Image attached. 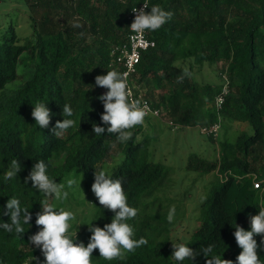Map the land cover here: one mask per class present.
Instances as JSON below:
<instances>
[{"label":"trees","instance_id":"16d2710c","mask_svg":"<svg viewBox=\"0 0 264 264\" xmlns=\"http://www.w3.org/2000/svg\"><path fill=\"white\" fill-rule=\"evenodd\" d=\"M21 1L28 8L31 35L22 39L12 25L2 34L0 93L17 78L21 54H29L33 71L26 82L0 97V207L10 196H18L32 219L23 234L0 229V264H24L31 254L36 258L40 255L39 248L28 244V237L36 233V213L46 198L31 189L30 181L24 184L38 159L49 163V175L57 182L66 184L69 176H80L86 185L94 182L93 166L97 170L108 168L107 162L115 160L108 169L114 178L124 179L128 203L139 209L129 223L135 238L143 236L148 243L112 261L100 257L94 249L92 264H176L168 240L186 243L197 251L211 245V254L222 253L223 259L235 264L241 248L233 236L234 226L248 230V217L257 214L264 203V0H147L149 7L159 4L173 15L160 29L146 30L154 44L140 56L131 81L134 93L142 84L145 97L153 107L163 110L172 127L200 126L216 121L214 98L227 81L221 122H246L253 130L248 133L239 129L233 141L209 135L216 140V156L212 158L188 154L187 170L212 177L189 216L182 195H160L175 168L154 158L151 136L143 124L131 129L134 135L126 143L107 132L101 136L92 133L93 123H101L104 111L96 97L108 89H91V85L95 76L107 70L121 72L112 49L126 42L131 24L129 9L143 0ZM216 63L224 66L219 84L195 77L203 65ZM40 100L48 102L54 113L43 129L31 116V102ZM65 103L73 107L77 124L57 137L51 129L63 119ZM14 159L22 165L21 170L17 178L5 179L3 173ZM256 182L259 187L254 186ZM173 205L176 214L169 223L166 216ZM113 214L94 197V224L103 227L111 222ZM0 219L7 222L9 217ZM184 220L190 222L180 234L178 228ZM90 235L85 224L77 230V242L86 246ZM254 239L259 244L261 237L256 235ZM258 255L264 261V249H258ZM207 259L201 253L195 264H206ZM183 264L191 261L186 259Z\"/></svg>","mask_w":264,"mask_h":264},{"label":"clouds","instance_id":"9594fccd","mask_svg":"<svg viewBox=\"0 0 264 264\" xmlns=\"http://www.w3.org/2000/svg\"><path fill=\"white\" fill-rule=\"evenodd\" d=\"M131 8L136 15L128 28L138 36H143L146 30L160 29L173 15L171 11L165 10L159 4L149 7L147 0L143 3L142 8L137 9L136 6ZM148 8L150 11H145ZM143 46L147 47L148 43L144 42ZM185 73L188 74L187 70ZM127 76V72L121 73L115 69L107 70L106 74L95 76L94 85L90 84L91 89L97 86L108 89L107 92L96 97L103 103L104 111L100 114L101 123H93L92 133L101 136L107 132L114 135L120 143H126L132 139L134 133L131 129L136 125H142L150 110L146 103L142 105L140 100L130 99L132 91ZM31 104L33 105L31 116L35 120V125L40 129L47 128L54 115L47 106L48 102L40 100L35 103L31 102ZM61 115L63 119L56 121L51 129L57 137L64 136L69 129L77 124L73 107L70 104L63 105ZM21 167L18 160H12L10 169L3 173L5 179L17 178ZM93 167L95 171L91 191L99 205L114 213L111 222L105 223L103 227L93 223L97 220L95 216L90 217V223L81 222L77 220L75 212L62 206L63 201L69 197L68 189L81 188V180L78 177L68 179L66 187L65 183L57 182L56 177L49 175V163L44 159H38L33 165L24 178V184L26 185L30 181L31 189L42 193L46 200L44 203H40V211L36 213L35 224L42 227L28 237V244L39 248L44 259L39 261L31 254L24 264H33V261H36L37 264H92L91 257L94 249H98L100 257L112 261L122 259L126 252H133L136 248L148 243V240L143 236L139 239L135 238L134 227L129 223L130 220L137 217L139 209L128 203L124 179L122 177L114 178L106 167L99 170L95 166ZM254 186L259 187V184L256 183ZM48 200H53L56 203H49ZM96 208L101 209L97 206ZM175 214V205L170 206L166 220L172 223ZM0 216L9 217L7 222L0 219V229L17 234H23L24 226L30 225L32 219V213L22 205L20 198L15 195L10 196L5 205L0 207ZM248 218L250 221L248 230L238 224L234 226L233 236L241 248L235 264H264L258 255V249H264V203H261L257 214L250 215ZM72 224H74V228L70 231ZM82 224H87L88 231L91 233L86 246L82 241L77 242L76 229ZM256 235L261 237L259 244L254 239ZM168 241H171L173 248L171 258L176 261V264H183L186 259L190 260L191 264H195L196 257L201 253L208 258L206 264H234L231 260L223 259L222 253L211 254L213 247L211 245L197 251L186 243Z\"/></svg>","mask_w":264,"mask_h":264},{"label":"rangeland","instance_id":"374dc122","mask_svg":"<svg viewBox=\"0 0 264 264\" xmlns=\"http://www.w3.org/2000/svg\"><path fill=\"white\" fill-rule=\"evenodd\" d=\"M9 25H12L16 33L22 39L31 35V24L28 15V8L21 0H0V38L2 34L7 32ZM224 67L221 63L208 66L203 65L202 68L195 72V77L200 81H208L212 85L219 84L220 71ZM33 71V63L27 52L21 54L19 64L17 67V78L6 84V89L0 93V97L10 94L13 90L26 82ZM139 87L142 94H145V87L141 84ZM144 119L143 129L148 130L151 136V151L155 159H160L166 164H171L175 168V173L168 182L167 187L162 197L183 196V206L186 209V216L190 215L191 211L196 208V204L202 199L207 191L208 181L212 178L211 174L199 175L197 171L187 170V156L189 153H195L199 156L212 158L216 156V140L210 138L208 135L200 132L198 125L174 126L170 123L169 117L164 115L163 110L160 111L159 116H147ZM226 126V127H225ZM244 129L248 133H252L251 126L244 122L241 124L221 122V125L216 135L218 139L227 138L233 141L239 129ZM226 130V131H225ZM216 138V139H217ZM115 160L107 162L106 166L109 168ZM81 188H70L69 197L63 201L62 206L72 210L77 215V220L87 223L94 212V194L91 191V184L86 185L85 181L80 176ZM77 177L69 176L68 179H75ZM66 179V181L68 180ZM67 187V184H65ZM85 195V198H83ZM49 203H56L53 200H48ZM93 203V204H91ZM190 221L184 220L182 225L178 228V233L182 234V227L189 224ZM82 224L78 226L79 230ZM42 226H35L37 232ZM73 229L74 224L70 225ZM71 229V230H72ZM39 257H43L40 252ZM36 263V261H35Z\"/></svg>","mask_w":264,"mask_h":264},{"label":"built area","instance_id":"2783aa9c","mask_svg":"<svg viewBox=\"0 0 264 264\" xmlns=\"http://www.w3.org/2000/svg\"><path fill=\"white\" fill-rule=\"evenodd\" d=\"M145 0H143L138 5H134L132 7H135L137 9H140L143 7V3ZM136 13L132 11V8L129 9L128 17L130 18L131 23L133 22L135 18ZM147 42L148 46L144 47L143 43ZM154 42L147 36V33L143 34V36H138L136 33L132 32L129 29V32L127 34L126 42L122 45H116L112 49V54L114 57V60L116 64H118L121 68V73L127 72V80L129 87L131 88L132 95L130 99L132 100H140L141 104H147L149 106V111L147 116H159L161 109H158L157 107H153L150 103V100L145 97V94H142L139 87H142L141 84L138 86L139 92L137 94L134 93L133 85L131 84V81L133 79V76L137 73V64L140 60V56L142 52L149 47L153 46ZM135 53V55H134ZM224 81V80H223ZM227 81L223 82L221 93L217 94L214 98V106H215V113L217 115L216 121L208 124L200 125V132L206 134V135H212L213 137H216L218 134L219 127L221 125V119H220V110L222 108V103L224 101V94L227 92ZM258 183V182H256ZM254 183V184H256Z\"/></svg>","mask_w":264,"mask_h":264}]
</instances>
